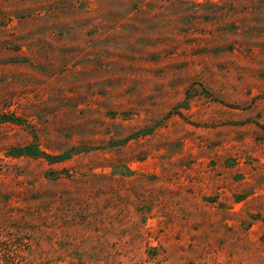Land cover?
Masks as SVG:
<instances>
[{
    "label": "rangeland",
    "instance_id": "1",
    "mask_svg": "<svg viewBox=\"0 0 264 264\" xmlns=\"http://www.w3.org/2000/svg\"><path fill=\"white\" fill-rule=\"evenodd\" d=\"M0 264H264V0H0Z\"/></svg>",
    "mask_w": 264,
    "mask_h": 264
},
{
    "label": "trees",
    "instance_id": "2",
    "mask_svg": "<svg viewBox=\"0 0 264 264\" xmlns=\"http://www.w3.org/2000/svg\"><path fill=\"white\" fill-rule=\"evenodd\" d=\"M58 158H60V160H63V158H62V157H58Z\"/></svg>",
    "mask_w": 264,
    "mask_h": 264
}]
</instances>
